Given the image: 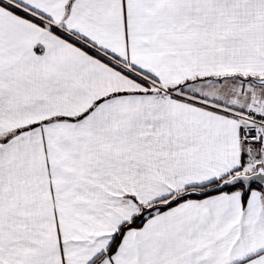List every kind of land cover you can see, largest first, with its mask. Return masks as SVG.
<instances>
[{
  "label": "snow or ice",
  "instance_id": "obj_1",
  "mask_svg": "<svg viewBox=\"0 0 264 264\" xmlns=\"http://www.w3.org/2000/svg\"><path fill=\"white\" fill-rule=\"evenodd\" d=\"M0 264H264V0H0Z\"/></svg>",
  "mask_w": 264,
  "mask_h": 264
}]
</instances>
